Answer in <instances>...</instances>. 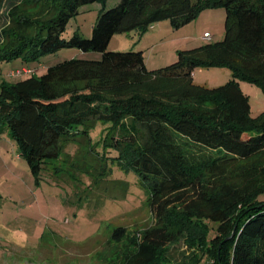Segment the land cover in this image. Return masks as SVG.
I'll return each instance as SVG.
<instances>
[{
	"label": "trees",
	"instance_id": "1",
	"mask_svg": "<svg viewBox=\"0 0 264 264\" xmlns=\"http://www.w3.org/2000/svg\"><path fill=\"white\" fill-rule=\"evenodd\" d=\"M17 1L0 0V62H38L64 49L102 54L3 81L0 130L39 180L56 171L63 140L110 124L104 146L147 186L155 221L138 238L122 227L112 233L114 243L129 242L115 264H178L168 247L181 238L201 251L189 264H264V111L251 116L239 83L264 92V0H119L112 9L110 0H31V12ZM33 4L50 18L32 13ZM93 4L101 11L91 37L65 39L70 18ZM218 8L226 11L224 40L181 51L163 69L148 70L139 49L108 51L116 34H144L167 20L178 29ZM199 67H227L233 79L212 89L196 85Z\"/></svg>",
	"mask_w": 264,
	"mask_h": 264
},
{
	"label": "rangeland",
	"instance_id": "2",
	"mask_svg": "<svg viewBox=\"0 0 264 264\" xmlns=\"http://www.w3.org/2000/svg\"><path fill=\"white\" fill-rule=\"evenodd\" d=\"M22 2L28 4L31 12V0L17 1ZM118 2L110 0L107 8L112 9ZM38 7L34 5L32 13L39 12ZM100 11V4L82 8L70 18L64 38L70 39L75 32L90 38ZM2 12L9 13L8 4ZM40 12L38 17L50 18L46 11ZM225 19L226 11L218 8L202 12L192 23L178 29L169 20L163 21L144 34L132 31L114 35L108 51L126 53L142 46L148 70L163 69L176 63L181 51L223 41ZM5 24L0 25V31ZM35 33L34 29L27 32L29 36ZM145 35L149 39L143 45L139 40ZM206 35H210V41L202 40ZM101 58V53L64 49L38 62L2 61L0 85L27 77L11 76L19 69H32L35 75L42 76L49 67L66 60ZM232 79L233 72L227 67H199L193 72L194 84L210 89ZM239 83L249 98L251 116L258 117L264 111V92L248 82ZM109 127L110 124L99 122L89 137L63 140L60 157L52 165L56 171L39 180L9 132L0 130V264H49L37 251L72 246L74 242L80 244L82 254L93 252L90 257L83 254L81 264H114L129 244L126 239L120 244L111 240L116 229L126 228L129 238H138L154 225L147 186L115 148L104 146L102 140ZM200 255L201 251L192 248L186 238L168 247L173 263L189 264ZM207 263L203 260L201 264Z\"/></svg>",
	"mask_w": 264,
	"mask_h": 264
},
{
	"label": "crops",
	"instance_id": "3",
	"mask_svg": "<svg viewBox=\"0 0 264 264\" xmlns=\"http://www.w3.org/2000/svg\"><path fill=\"white\" fill-rule=\"evenodd\" d=\"M151 29H153V27ZM148 37H149L148 35L143 36L139 40V42L141 44L143 43V45L146 44L145 42L148 41V39H149ZM202 40L203 41H210V40H205L204 37H202ZM139 50L145 52L142 46L139 47ZM145 63H146V61H145ZM21 70L33 71L32 69H25V68H23ZM33 74L35 75V73H33ZM79 245L80 244H77L74 242L72 244V246L70 245V246H62V247H56V248H54V247L46 248V249L44 248L41 250V252L37 251V254H40L41 258L47 259L49 264H81L82 255L84 254V256L90 257V255L93 252L88 251L87 253L83 252V254H82V249H81V246H79Z\"/></svg>",
	"mask_w": 264,
	"mask_h": 264
},
{
	"label": "built area",
	"instance_id": "4",
	"mask_svg": "<svg viewBox=\"0 0 264 264\" xmlns=\"http://www.w3.org/2000/svg\"><path fill=\"white\" fill-rule=\"evenodd\" d=\"M204 39L205 40H211V37L210 35H206L204 36ZM33 71L31 70H18L16 71L15 73H12L11 76H18V77H21V76H24V75H27V76H30V75H33Z\"/></svg>",
	"mask_w": 264,
	"mask_h": 264
}]
</instances>
